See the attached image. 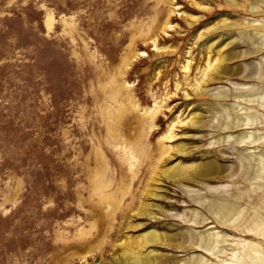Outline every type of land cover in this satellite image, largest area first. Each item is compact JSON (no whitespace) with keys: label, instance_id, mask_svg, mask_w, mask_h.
Returning a JSON list of instances; mask_svg holds the SVG:
<instances>
[{"label":"rangeland","instance_id":"rangeland-1","mask_svg":"<svg viewBox=\"0 0 264 264\" xmlns=\"http://www.w3.org/2000/svg\"><path fill=\"white\" fill-rule=\"evenodd\" d=\"M262 20L254 0H0V264H133L122 243L151 230L172 241L143 252L172 264L198 253L208 264L233 261L238 240L255 239L239 225L264 213V185L248 180L243 145L219 138L257 128L263 137L243 149L264 151V101L234 95L237 85L264 88V45L258 51L248 32ZM207 42L211 56L226 45L221 55L237 57L223 64L232 75L202 92ZM230 104L255 126L226 130ZM193 112L203 117L197 127ZM174 122L176 137H162ZM209 159L220 165L208 181L218 189L195 178L180 187L163 173ZM226 198L247 209L238 226L206 208ZM145 203L157 205L154 216ZM211 227L229 235L225 253L192 245Z\"/></svg>","mask_w":264,"mask_h":264},{"label":"bare ground","instance_id":"bare-ground-1","mask_svg":"<svg viewBox=\"0 0 264 264\" xmlns=\"http://www.w3.org/2000/svg\"><path fill=\"white\" fill-rule=\"evenodd\" d=\"M229 1L232 3L234 2V0H229ZM254 1H256V3H258V4L264 3V0H254ZM251 9L254 11L253 13H255L259 9V5H253L252 4ZM165 27H166V25H165ZM248 32H249V38L251 40H253L255 43H259V45H258L259 50L258 51L263 50V47L261 46V48H260V45H264V42H263V40H264V23L262 24V27H260L259 29H255L254 31H251V32L248 31ZM243 34H245V33H243ZM155 43H156V41H155ZM208 43L209 42L206 43L207 44V50L206 51L208 53V57H207L205 68L203 70V76H202V79L196 83V86H197L196 88H198V89L202 88L203 89L202 92H211V91L215 90V89H209V88L203 87V85L207 81L209 82V81L215 79L216 75H222V74H224V75L227 74V76L232 75L229 73L230 68L227 66H223V64H226L224 62H226L227 60H232L233 57H235V56L237 57L236 54H233V55L231 54L229 56H222L221 55V51L226 45L223 47L220 45L221 47L219 46L220 48L218 49L217 54H215L217 57H213V56H211V47L212 46L208 45ZM156 45H157V43H156ZM189 63H190V61H189ZM189 63L187 64V66H185V68L187 67L189 69ZM262 70H264V69H262ZM262 70L260 71V73L262 72ZM221 78L222 77H219L218 79H221ZM194 82H195V80H194ZM235 85H237V83H235ZM236 89L242 90V91H240L239 94H234L235 98H237V99H242V101L243 100L254 101L253 97L257 96L259 99L264 101V88L263 87L255 88L253 86L237 85ZM227 96H228V93H227ZM246 102H248V101H246ZM244 105H246V104H244ZM222 106H223V111L225 113V117L227 120L225 125H223V127L225 126L224 128L226 130L236 129V128H241V130H242V127L252 126L257 121L256 116L253 115L252 113L250 114L248 109H247V111L243 110L245 112L241 113L240 111L237 110L238 105L236 106V104L222 105ZM245 107L247 108V106H243V108H245ZM249 108H251V107H249ZM241 110H242V108H241ZM153 111L154 110H152V112ZM187 118H189V121L192 123V125L194 127H197L200 123H202L203 117L199 113L193 112V113H189ZM181 122H182V120H181ZM184 122H185V120H184ZM219 123L221 124V122H219ZM175 126L176 125L174 122L170 126L171 129H170L169 133L168 134L166 133L165 134L166 136L163 135L162 137L169 138V139L176 137L174 135L175 133L172 131L173 127H175ZM243 129L244 130L239 132L237 135L236 134L224 135L222 138H219V139H224L225 141L226 140L227 141L233 140L234 143H236L238 145L241 144L244 147L245 145H249V144H250V146H252V144H255V143L257 144V142L261 139V137H263L259 134L258 131H256L257 128H256V130H253V131L247 130V129H249L247 127L243 128ZM243 147H242V150H240V153L242 152L243 158L247 161L248 165H247V167H244V165H242L243 160L241 159V163H242L241 166H243V168L248 169V172H249L247 175L248 180L253 185H264V151H263V153L259 152V151L256 152L252 148H244L243 149ZM180 150H182V152L183 151L185 152L187 149L185 147H182ZM219 167H220V165L216 161V159H209L208 161H206L204 163L203 162L202 163L197 162L191 166L182 167L180 165H177L175 167L166 169L163 173L169 179L170 178L171 179L172 178L177 179L180 187H185L183 184V180L189 179V178H191V179L195 178L200 183H203L204 186H206V188L211 190V189H218L217 186H211L212 184L210 185L208 183V181L210 180V178H209L210 175H212L214 173V170H217ZM111 186L112 185H110V186H107V185L106 186L105 185L99 186V187H97L96 190L99 193L103 194L104 190L108 187H111ZM261 188H263V187H261ZM187 189L189 191L191 190L190 187L189 188L187 187ZM191 192H193V191H191ZM243 195H245V194L239 193L237 197L243 198L244 197ZM199 203L204 205L203 204L204 202H202V201H199ZM205 205H206V208H208V210H210L212 213L215 214L219 223L224 225V226H238L235 224V222H237V219L241 218L247 210L245 207H243L237 201L229 199V198H226L224 200H211L210 204H205ZM208 205H209V207H207ZM156 206L157 205L145 203V205H144L145 211L144 212H146L148 210V213H146V214L152 217V216H154V212L150 211L149 208L153 209ZM252 208L254 210L257 209L258 204L253 205ZM197 213L199 215V213H200L199 210ZM205 216L206 215L204 214V217ZM204 217L202 216V219L198 217L200 220H198V219L196 221L194 220L195 223L203 224L207 220V218L206 217L204 218ZM239 226H241L240 230L243 232V234L247 233V235H251V236L253 235L255 237V239L248 240L245 238L244 239L238 238L239 240L236 244L241 245V248H242L241 251L237 252L235 250L236 248H233L232 249L233 250L232 251V258L234 260L233 261L223 260V264H247L248 261H251V262L252 261L253 262L254 261H256V262L261 261L262 263H264V213L255 212L254 216H253V224H250V225L241 224ZM242 232H241V234H242ZM196 233H194L195 237L193 238V242H192V240H191V242L193 243L192 245H194V243L198 245L197 249L203 248L204 250H206V252H211L212 254H217V255L219 253L221 254V253H225L227 251V249H226L227 245L225 247L224 243L226 244V241H227V238L229 235L226 232H223L222 230L217 231L211 227L202 233H198L197 231H196ZM190 235H192V234H190ZM192 237L193 236H191V238ZM160 240H162L168 244L171 239H170V236L168 234L166 235L163 233H158L156 230L147 231V233L145 235H143V236L140 235V238L135 242H130L127 240L125 243H122L123 247L121 250L123 251V255L125 256L126 261L127 262L132 261L133 264H172L169 259H167L162 254L157 253V251L154 252V250H151L148 253L143 252V249L147 245H149L151 243L158 242ZM234 246L236 247V245H234ZM210 259H208L203 254L198 253V255L196 254V255L188 256L187 259L184 258V259H182V261L184 262V264H208V262L211 261Z\"/></svg>","mask_w":264,"mask_h":264}]
</instances>
